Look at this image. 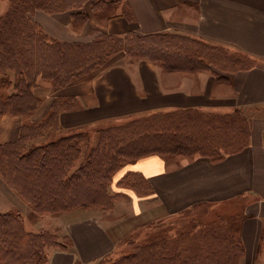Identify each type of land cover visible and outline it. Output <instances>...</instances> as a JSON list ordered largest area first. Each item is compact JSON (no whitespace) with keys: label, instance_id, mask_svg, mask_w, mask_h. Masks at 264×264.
I'll use <instances>...</instances> for the list:
<instances>
[{"label":"crops","instance_id":"1","mask_svg":"<svg viewBox=\"0 0 264 264\" xmlns=\"http://www.w3.org/2000/svg\"><path fill=\"white\" fill-rule=\"evenodd\" d=\"M4 1L0 0V10ZM99 1L110 5L97 12L93 3ZM83 11L87 20L80 27L74 24L72 11L37 10L33 19L50 38L62 42L86 43L103 32L117 36L172 32L247 55L253 63L229 70L222 78L212 69H166L120 52L92 75L62 87H36L34 93L42 101L30 114L31 121L43 120L55 100L67 98L81 106L60 113L65 130L153 112L230 114L238 109L251 119L250 140L240 151L216 159L152 154L128 164L120 177L127 171L140 172L152 190L146 196L133 191L130 220L109 227L94 214L62 217L59 221L71 246L56 250L49 264L92 263L112 253L138 228L147 226L148 231L152 222L194 206L234 202L243 205L240 264H254L264 233V0H88ZM23 122L22 115H1L0 143L18 139ZM177 158L187 161L179 163Z\"/></svg>","mask_w":264,"mask_h":264},{"label":"trees","instance_id":"2","mask_svg":"<svg viewBox=\"0 0 264 264\" xmlns=\"http://www.w3.org/2000/svg\"><path fill=\"white\" fill-rule=\"evenodd\" d=\"M87 2L88 0L10 1L6 13L0 16V75L7 77L8 72H13V78L9 79L12 91L0 94L1 115L31 114L41 101L34 94L35 87L43 82L57 87L67 85L72 80L97 71L120 52L133 59L150 60L168 69L202 68L192 65L195 62L192 61V56L181 52V47L201 40L178 33L129 32L124 36H117L103 32L86 43L62 42L50 38L33 19L37 10L48 13L72 11L74 24H77L87 17L83 11ZM109 5L102 1L94 2L93 9L97 11L101 6ZM252 63L247 55L236 54L231 57L228 68L230 71L245 69ZM80 106L75 98L59 99L43 120L33 124L25 121L18 139L0 143V174L37 211H59L87 205L108 207L113 198L108 180L112 172L120 168L122 160L136 161L152 154L192 158L208 156L216 159L240 151L249 144V141L234 140L223 145L208 143L206 146L196 143L180 132L184 131V121H161L162 112H153L125 117L127 121L119 125L106 120L103 122L104 126L95 130L97 134L93 138L88 129L78 128L56 140L21 151V148L28 145L25 142L35 137L31 134L44 136L51 133L59 126L62 111ZM238 111L240 112L237 109L233 113ZM122 133L127 135L125 140L119 138ZM129 135L135 138L128 137ZM91 141L95 143L90 152L86 153L83 148L89 146ZM227 144L236 146L229 151L223 150ZM29 160H32V165H27ZM135 174L141 176L143 193L139 196L149 195L152 191L150 183L140 172ZM196 207L198 206L188 211ZM15 213L13 210L0 211V264H40L42 249L51 241L53 234L27 231L20 214ZM233 228L227 224L225 233L221 232L229 250L222 264H231L237 253L244 255L242 241H238ZM218 230L220 229L216 228L214 234L219 235ZM237 249L238 252L230 253ZM122 258L119 259L120 264L127 259V264L133 260L130 256ZM138 264L163 263L156 261L154 257L150 262Z\"/></svg>","mask_w":264,"mask_h":264},{"label":"rangeland","instance_id":"3","mask_svg":"<svg viewBox=\"0 0 264 264\" xmlns=\"http://www.w3.org/2000/svg\"><path fill=\"white\" fill-rule=\"evenodd\" d=\"M9 4L10 0L4 1V8L0 10V16L6 13ZM105 8L106 6H101L97 12ZM86 20L87 17L85 20L77 23V27H80ZM41 28L44 29L43 27ZM225 49L227 51H225ZM181 52L192 56V61H195L192 65H195V67L200 66L202 67L200 70L212 69L215 72H220L222 78L228 75L226 72L229 71L228 67L230 66L231 57L236 56L231 49L215 46L204 41H195L186 44L181 47ZM130 59L133 60V58ZM8 73V78L0 75V94H8L12 91L9 79L13 78V72L10 71ZM92 74L91 72L84 76ZM43 85L53 86L47 82H43L40 86ZM38 98L42 101L40 97ZM57 100H55L54 103ZM215 115L220 116L216 117ZM257 115H259V112ZM221 116H224V118H220ZM160 117L161 121H184L182 125L184 131L180 132L192 138L194 142L206 146L208 143L223 145L226 142L230 143L232 140L239 142H248L250 140L251 119L246 117L242 111H238L232 115H222V113L197 110H173L162 112ZM124 118L125 117L110 120L116 125H119L127 121V119ZM25 121H28L27 123L30 124L36 123L35 121H31L30 114L24 116V122ZM104 124L105 123L100 122L86 126L83 129H88L89 132H91V138H93L97 134L95 130H98L101 128L100 126H104ZM75 131L77 130L63 129L60 125V121L56 130L44 136H36V134H31L28 131L29 134L35 137L28 139L25 142L28 145L21 148V151L24 152L32 146L46 144L56 140L60 136H65ZM37 133H39V130ZM125 136L127 135L123 133L119 134L120 139L123 138L125 140ZM128 137L132 136L129 135ZM94 143V141H91L89 146L83 148L86 153L90 152ZM237 145H240V143ZM235 146L236 145L232 146L227 144L223 150L229 151L234 149ZM189 158L192 159V157ZM176 161H179V163L185 162L187 158H177ZM132 162L134 161L129 159L122 160L120 168L112 172V176L108 180V188L113 198L108 207H105V205L101 207L87 205L59 211H37L23 195L11 188L8 181L0 174V211L9 212L13 210V212H16L15 214L19 213L25 229L29 232L38 233L46 231L53 234L51 241L44 245L40 260V264H49L51 255L56 250H69L71 245L70 237L64 232L62 223L59 221L62 217L65 219H75L78 216L84 217L89 214H94L109 227L124 226L125 224L123 225V223L128 219L130 220L133 212L131 199L132 195L136 196L133 191H135L137 195H142L143 193L141 189V176L135 174L136 172L127 171L124 176L120 177V172ZM27 165H32V160H29ZM27 165H24V167ZM242 206L241 203L235 202L217 206L204 205L189 211L187 210L183 214L174 215V217L170 216L152 222V224L149 225L148 231L147 226L138 228L135 232L126 236L124 240H121L112 253L89 264H120L121 261L119 259L127 256L133 259L128 264L150 262L154 257L156 261H160L163 264H215L214 262L222 264L229 250L226 248L227 241L221 235V232L225 233L227 224H230L234 227L233 229L236 230L234 235L238 241H240L241 237L238 229L241 220L240 215L242 214ZM236 215L237 219L235 218ZM216 228L220 229L218 230L220 232L219 235L214 234ZM131 241L132 243H130ZM239 249L241 248L239 247ZM239 249H237V251L232 250L230 253L238 252ZM243 256V254L239 255L237 253L231 264H240ZM127 262L128 259L122 261V264H127ZM254 264H264V233Z\"/></svg>","mask_w":264,"mask_h":264}]
</instances>
